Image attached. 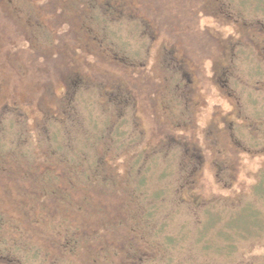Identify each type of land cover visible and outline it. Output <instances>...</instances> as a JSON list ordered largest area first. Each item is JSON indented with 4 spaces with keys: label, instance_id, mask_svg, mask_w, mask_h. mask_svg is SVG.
<instances>
[{
    "label": "rangeland",
    "instance_id": "1",
    "mask_svg": "<svg viewBox=\"0 0 264 264\" xmlns=\"http://www.w3.org/2000/svg\"><path fill=\"white\" fill-rule=\"evenodd\" d=\"M263 171L264 0H0V264H264Z\"/></svg>",
    "mask_w": 264,
    "mask_h": 264
},
{
    "label": "trees",
    "instance_id": "2",
    "mask_svg": "<svg viewBox=\"0 0 264 264\" xmlns=\"http://www.w3.org/2000/svg\"><path fill=\"white\" fill-rule=\"evenodd\" d=\"M263 178H264V171L260 174V178H259V180H258V182L256 183V186H259L260 184H261V182H262V180H263ZM248 209V208H247ZM253 212L251 211V212H249V211H247V213L246 214H243L242 216H241V218H242V220H243V223H242V228L243 229H249V225H253V221H252V218L254 219V216H253ZM260 220V219H259ZM233 222V221H232ZM234 223V222H233ZM2 251H4L5 252V250H3L2 248H0V252H2Z\"/></svg>",
    "mask_w": 264,
    "mask_h": 264
}]
</instances>
